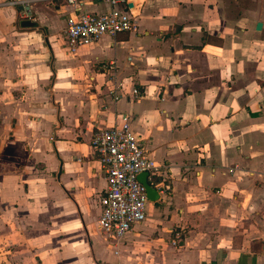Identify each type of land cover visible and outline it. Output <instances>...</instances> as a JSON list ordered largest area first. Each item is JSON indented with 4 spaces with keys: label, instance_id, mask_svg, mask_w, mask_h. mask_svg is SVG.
Returning <instances> with one entry per match:
<instances>
[{
    "label": "crops",
    "instance_id": "0c3cea01",
    "mask_svg": "<svg viewBox=\"0 0 264 264\" xmlns=\"http://www.w3.org/2000/svg\"><path fill=\"white\" fill-rule=\"evenodd\" d=\"M136 11L72 52L64 0H0V264H264V0ZM124 124L159 198L115 241L91 143Z\"/></svg>",
    "mask_w": 264,
    "mask_h": 264
},
{
    "label": "built area",
    "instance_id": "2783aa9c",
    "mask_svg": "<svg viewBox=\"0 0 264 264\" xmlns=\"http://www.w3.org/2000/svg\"><path fill=\"white\" fill-rule=\"evenodd\" d=\"M64 1L73 13L66 18L63 34L69 49L75 52L97 43L104 36L114 38L120 33L138 32L136 10L148 0ZM90 2L106 3L108 8L100 12L88 11L86 7ZM129 2L136 10L128 8ZM91 144L107 180V188L100 198L102 212L98 227L108 238L121 240L146 218L149 199L138 176L147 172L148 181L153 184L159 168L127 124L98 129Z\"/></svg>",
    "mask_w": 264,
    "mask_h": 264
},
{
    "label": "water",
    "instance_id": "95a60500",
    "mask_svg": "<svg viewBox=\"0 0 264 264\" xmlns=\"http://www.w3.org/2000/svg\"><path fill=\"white\" fill-rule=\"evenodd\" d=\"M128 8L131 11H134L135 9L134 4L132 2H129ZM260 27H261V24H258V28ZM147 177H148V173L144 172L138 176V179L144 185L149 201L155 202L159 198V193H158L157 188L153 187V184L148 181Z\"/></svg>",
    "mask_w": 264,
    "mask_h": 264
},
{
    "label": "rangeland",
    "instance_id": "374dc122",
    "mask_svg": "<svg viewBox=\"0 0 264 264\" xmlns=\"http://www.w3.org/2000/svg\"><path fill=\"white\" fill-rule=\"evenodd\" d=\"M1 116V115H0ZM1 120H2V118L0 117V126H1Z\"/></svg>",
    "mask_w": 264,
    "mask_h": 264
}]
</instances>
